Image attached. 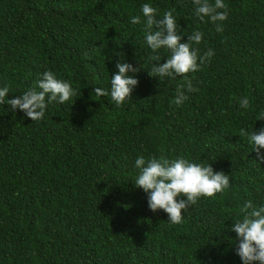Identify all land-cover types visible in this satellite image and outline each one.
I'll return each mask as SVG.
<instances>
[{"label":"trees","instance_id":"trees-1","mask_svg":"<svg viewBox=\"0 0 264 264\" xmlns=\"http://www.w3.org/2000/svg\"><path fill=\"white\" fill-rule=\"evenodd\" d=\"M223 2L217 32L193 0H0V88H9L0 104V264H242L231 226L245 201L264 206V163L239 136L264 128V0ZM146 3L158 19L175 9L184 42L202 32L192 47L200 56L212 50L210 60L186 76H151L156 53L143 24L129 19L143 21ZM159 52L166 62L170 52ZM119 61L139 71L117 106L110 89ZM45 71L74 95L48 103L39 121L12 111L7 100ZM186 80L198 90L185 86L176 105ZM139 156L210 164L230 185L173 224L135 186Z\"/></svg>","mask_w":264,"mask_h":264},{"label":"clouds","instance_id":"clouds-1","mask_svg":"<svg viewBox=\"0 0 264 264\" xmlns=\"http://www.w3.org/2000/svg\"><path fill=\"white\" fill-rule=\"evenodd\" d=\"M195 15L204 20L208 17L216 24V31H223V22L227 19V5L223 0H215L212 4L209 0H193ZM218 9H225L221 12ZM166 11L158 19L157 9L150 4L142 6L143 21L141 16H130L132 24H143L146 44L153 53L151 59L155 62L150 69V75L158 78H175L186 76L189 72L198 71L202 65L210 60L214 54L212 50L200 56L199 50L193 48V44H200L203 33L195 31L187 37V42L177 33V22L173 12ZM166 49L170 56L166 62L160 63L159 50ZM199 60V63H198ZM115 67L118 71L112 75L110 96L112 101L120 106L132 96L133 89L138 85L135 73L139 71L130 63L117 62ZM133 74V75H130ZM186 86L188 92L197 91L191 80H186V85L177 88V94L173 101L180 105L187 96L182 90ZM39 89V90H37ZM93 92L97 96H107L109 91L95 88ZM9 88H0V104L5 103V97ZM74 95L69 83L58 80L51 71H45L37 86L28 89L22 95L7 100L10 109H19L32 121H39L45 115L48 103H65ZM241 108L250 107L249 99L244 97L239 100ZM264 118H261L262 120ZM241 138L247 137L252 150L255 151L259 162L264 163V128L258 132L241 128ZM135 167L139 169L135 186L143 189L148 194V204L151 211L163 210L168 215V221L179 224L182 221V211L196 204L200 197H213L221 193L230 185V177L223 172H214L209 164L203 166L192 163L184 158L169 160L161 156L146 159L139 156L135 160ZM239 216L231 226V231L236 233L235 250L242 264H264V206H257L252 200H247L239 209ZM238 241V243H237Z\"/></svg>","mask_w":264,"mask_h":264}]
</instances>
